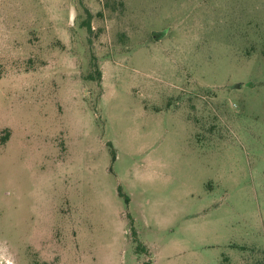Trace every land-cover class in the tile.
Listing matches in <instances>:
<instances>
[{"label":"rangeland","instance_id":"1","mask_svg":"<svg viewBox=\"0 0 264 264\" xmlns=\"http://www.w3.org/2000/svg\"><path fill=\"white\" fill-rule=\"evenodd\" d=\"M149 259L264 264V0H0V264Z\"/></svg>","mask_w":264,"mask_h":264},{"label":"trees","instance_id":"2","mask_svg":"<svg viewBox=\"0 0 264 264\" xmlns=\"http://www.w3.org/2000/svg\"><path fill=\"white\" fill-rule=\"evenodd\" d=\"M99 78H101V74L100 73H99ZM8 136L9 135L7 134L6 135V140L8 139ZM120 194L123 195L121 192H120ZM129 202H130V199L128 197H126V203L129 204ZM133 235H134V238H135L136 242H138L137 248H136V252L139 253V254L147 253L148 252L147 246L144 243H142V242H140V241H138L136 239V232L135 231L133 232ZM141 264H154V263H153V259H149V260H147V261H145V262H143Z\"/></svg>","mask_w":264,"mask_h":264},{"label":"water","instance_id":"3","mask_svg":"<svg viewBox=\"0 0 264 264\" xmlns=\"http://www.w3.org/2000/svg\"><path fill=\"white\" fill-rule=\"evenodd\" d=\"M164 36V34L163 33H155L154 34V37H155V39L156 40H159L161 37H163Z\"/></svg>","mask_w":264,"mask_h":264},{"label":"crops","instance_id":"4","mask_svg":"<svg viewBox=\"0 0 264 264\" xmlns=\"http://www.w3.org/2000/svg\"><path fill=\"white\" fill-rule=\"evenodd\" d=\"M154 176L157 177V176H158V173H155ZM145 245H146V244H145ZM146 246H147V248L150 250V248L148 247V245H146ZM150 251H151V250H150ZM153 258H154V257H153Z\"/></svg>","mask_w":264,"mask_h":264}]
</instances>
